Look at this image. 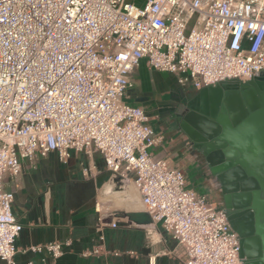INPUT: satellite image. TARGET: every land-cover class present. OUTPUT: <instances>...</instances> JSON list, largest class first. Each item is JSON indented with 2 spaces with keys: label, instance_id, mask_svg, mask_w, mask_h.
Wrapping results in <instances>:
<instances>
[{
  "label": "built area",
  "instance_id": "2783aa9c",
  "mask_svg": "<svg viewBox=\"0 0 264 264\" xmlns=\"http://www.w3.org/2000/svg\"><path fill=\"white\" fill-rule=\"evenodd\" d=\"M195 20L188 29L190 19ZM144 60L195 89L245 81L264 71V0H0V259L16 264L22 225L3 178L17 179L21 160L55 152L101 156L121 181L132 179L150 216L176 242L182 264H241L240 238L224 210L187 188L183 172L151 148L161 136L140 106L123 96ZM96 166L82 165L85 178ZM99 245L115 228L96 203ZM150 230V229H149ZM62 243L31 246L55 259ZM113 255L119 252L113 251ZM54 264L43 257L40 263ZM152 264V261H149Z\"/></svg>",
  "mask_w": 264,
  "mask_h": 264
},
{
  "label": "crops",
  "instance_id": "0c3cea01",
  "mask_svg": "<svg viewBox=\"0 0 264 264\" xmlns=\"http://www.w3.org/2000/svg\"><path fill=\"white\" fill-rule=\"evenodd\" d=\"M128 1L138 6L146 2ZM167 74L170 73L156 71L140 61L131 74L133 85L125 90L123 99L142 107L148 123L161 136L151 148L153 156L180 169L187 188L207 196L216 194L217 207L222 208L218 181L175 122L186 100L198 89L179 98ZM88 164H94L96 170L93 177L85 178L81 167ZM3 187L13 193L12 212L22 225L15 241L16 264L40 263L43 257L54 264H182L173 254L176 242L161 225L147 227L150 216L131 177L126 181L113 177L96 152L90 157L72 152L66 164L55 152L38 157L34 163L21 160L19 177L5 175ZM96 203L117 225L103 228L101 255L83 256L84 250L99 245ZM50 241L63 244L61 256L51 259L44 252L30 249ZM113 251L119 255H113Z\"/></svg>",
  "mask_w": 264,
  "mask_h": 264
},
{
  "label": "water",
  "instance_id": "95a60500",
  "mask_svg": "<svg viewBox=\"0 0 264 264\" xmlns=\"http://www.w3.org/2000/svg\"><path fill=\"white\" fill-rule=\"evenodd\" d=\"M175 122L218 181L241 264H264V71L198 89Z\"/></svg>",
  "mask_w": 264,
  "mask_h": 264
},
{
  "label": "rangeland",
  "instance_id": "374dc122",
  "mask_svg": "<svg viewBox=\"0 0 264 264\" xmlns=\"http://www.w3.org/2000/svg\"><path fill=\"white\" fill-rule=\"evenodd\" d=\"M195 20V16H193L189 23H188V29L187 31L191 28L193 22ZM168 77H169V81L171 83V85L173 86V91H176L178 92V96L179 98L183 95V94H191L194 92V89L193 87L191 86L190 83H186L185 85H182L178 82V78L176 75L170 73V74H167ZM170 86V85H169ZM173 91L171 92V94H173ZM169 95V94H168ZM208 198L211 202H213L215 205H217V195L216 194H213V193H208Z\"/></svg>",
  "mask_w": 264,
  "mask_h": 264
},
{
  "label": "flooded vegetation",
  "instance_id": "af4514ba",
  "mask_svg": "<svg viewBox=\"0 0 264 264\" xmlns=\"http://www.w3.org/2000/svg\"><path fill=\"white\" fill-rule=\"evenodd\" d=\"M222 203L223 202H222V197H221V193H220V205L222 206V209L224 210ZM224 212H225V214L229 213V211H224Z\"/></svg>",
  "mask_w": 264,
  "mask_h": 264
}]
</instances>
